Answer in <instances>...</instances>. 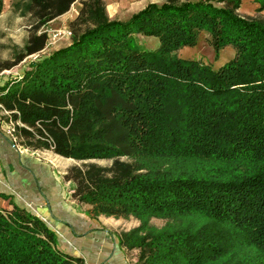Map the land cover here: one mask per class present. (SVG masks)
I'll use <instances>...</instances> for the list:
<instances>
[{"label": "trees", "instance_id": "16d2710c", "mask_svg": "<svg viewBox=\"0 0 264 264\" xmlns=\"http://www.w3.org/2000/svg\"><path fill=\"white\" fill-rule=\"evenodd\" d=\"M75 1H22L35 31L25 56L46 46L40 27ZM241 2L164 0L121 20L105 0H82L71 43L0 85L15 143L79 162L63 174L71 199L140 220L119 234L140 250L136 264H264V16L241 13ZM202 31L217 57L227 45L235 56L219 67L181 57ZM137 34L159 46L142 48ZM0 264L85 260L11 201L0 208Z\"/></svg>", "mask_w": 264, "mask_h": 264}, {"label": "crops", "instance_id": "0c3cea01", "mask_svg": "<svg viewBox=\"0 0 264 264\" xmlns=\"http://www.w3.org/2000/svg\"><path fill=\"white\" fill-rule=\"evenodd\" d=\"M259 8L260 3L256 0H242L239 11L264 16V9L259 11ZM71 9L63 14L65 19L75 18V12L69 14ZM233 49V55L226 61L219 59L220 64L235 56ZM188 58L202 60L199 56ZM1 106L0 194L4 195L0 196V208L11 207V201H14L37 214L56 232L59 248L82 257L85 264H130L127 249L121 245L119 235L110 228L111 219L116 217L96 215L91 205L71 199L72 182L67 183L69 188L63 195L64 173L57 169L63 156L51 149L31 150L15 143L8 133L12 121L6 118L8 112H2Z\"/></svg>", "mask_w": 264, "mask_h": 264}, {"label": "rangeland", "instance_id": "374dc122", "mask_svg": "<svg viewBox=\"0 0 264 264\" xmlns=\"http://www.w3.org/2000/svg\"><path fill=\"white\" fill-rule=\"evenodd\" d=\"M22 1L23 0H5L3 11L0 14V85L4 84L13 76H18L25 72L33 61L69 45L72 41L70 22L73 19H65V16L63 17V15H61L41 26L38 31V33L46 32L48 37L46 46L37 53L25 56V46L28 43L30 34L35 31L31 28L32 25L29 16L24 14L25 10L22 7ZM152 1L162 3L164 0H105V3L110 18L127 20L133 13L141 10ZM81 6L82 0H76L72 5V11L69 14L71 15L72 12H75L76 18ZM78 7L79 10H77ZM135 37L142 48L156 49L159 46V40L156 37L142 34H137ZM209 37L207 31H202L199 34L197 43L194 46H184L179 49V55L186 58L190 56H199L203 62L212 63L214 67H219L221 61H226L233 55L231 48L233 49L234 47H224L222 52H220L221 58L220 54L217 57L216 51L211 45ZM20 56L23 57L19 60ZM6 65L10 66L6 67ZM1 110L2 112L7 111L3 106H1ZM5 116L6 118H10V113H6ZM12 123V126L14 125L15 127L13 121ZM121 159L131 160L128 157H121ZM91 161L102 165H111L113 159H95ZM76 163L79 162L73 158L63 157V160L61 159L59 161L57 169L61 171L63 170L64 173L68 166ZM68 188L69 185L63 180V195L68 191ZM111 222L110 228L117 235L140 225V220L134 216L116 217V219H111ZM165 222L166 220L163 218H152L151 220V223L157 227L163 226ZM139 255V249H127V256L130 264H136Z\"/></svg>", "mask_w": 264, "mask_h": 264}, {"label": "built area", "instance_id": "2783aa9c", "mask_svg": "<svg viewBox=\"0 0 264 264\" xmlns=\"http://www.w3.org/2000/svg\"><path fill=\"white\" fill-rule=\"evenodd\" d=\"M12 124H13V123H12ZM8 133L13 137V140L16 141L15 127H14V125H13V126L11 125V127L8 128Z\"/></svg>", "mask_w": 264, "mask_h": 264}]
</instances>
